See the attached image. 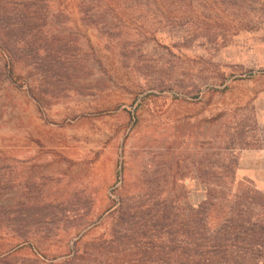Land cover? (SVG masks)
Segmentation results:
<instances>
[{
	"label": "rangeland",
	"instance_id": "obj_1",
	"mask_svg": "<svg viewBox=\"0 0 264 264\" xmlns=\"http://www.w3.org/2000/svg\"><path fill=\"white\" fill-rule=\"evenodd\" d=\"M216 12L217 29L181 38L174 28L146 44L145 72H118L103 56L108 72L96 68L88 78L102 80L100 89L77 92L61 81L43 107L25 87L11 90L14 103L0 120V157L9 164L0 166V215L9 204L10 218L33 220L30 232L56 236L71 233V218L83 214L102 228L122 173L133 179L149 166H180L195 206L205 194L196 172L209 158L236 166V179L264 194L237 172L242 151L264 149V0H218Z\"/></svg>",
	"mask_w": 264,
	"mask_h": 264
},
{
	"label": "trees",
	"instance_id": "obj_2",
	"mask_svg": "<svg viewBox=\"0 0 264 264\" xmlns=\"http://www.w3.org/2000/svg\"><path fill=\"white\" fill-rule=\"evenodd\" d=\"M217 10L218 0H0V120L14 103L11 90L25 87L43 107L61 81L77 92L100 89L102 80L88 78L96 68L108 72L103 56L118 72H145L146 44L174 28L181 38L217 29ZM212 159L196 172L205 194L195 206L180 166L142 167L133 179L122 173L102 228L83 214L71 218V233L30 232L33 220L10 218L2 204L0 264H264V194L236 179V166ZM0 166H9L6 157ZM57 237L60 247L51 248Z\"/></svg>",
	"mask_w": 264,
	"mask_h": 264
},
{
	"label": "crops",
	"instance_id": "obj_3",
	"mask_svg": "<svg viewBox=\"0 0 264 264\" xmlns=\"http://www.w3.org/2000/svg\"><path fill=\"white\" fill-rule=\"evenodd\" d=\"M264 99V89L261 92ZM238 175L246 177L264 188V149L242 151L238 157Z\"/></svg>",
	"mask_w": 264,
	"mask_h": 264
}]
</instances>
